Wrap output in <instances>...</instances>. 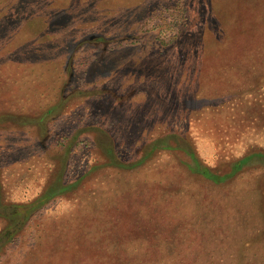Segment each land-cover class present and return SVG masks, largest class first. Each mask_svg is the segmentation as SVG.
<instances>
[{"label":"rangeland","instance_id":"374dc122","mask_svg":"<svg viewBox=\"0 0 264 264\" xmlns=\"http://www.w3.org/2000/svg\"><path fill=\"white\" fill-rule=\"evenodd\" d=\"M257 149L264 0H0V264H264Z\"/></svg>","mask_w":264,"mask_h":264},{"label":"trees","instance_id":"16d2710c","mask_svg":"<svg viewBox=\"0 0 264 264\" xmlns=\"http://www.w3.org/2000/svg\"><path fill=\"white\" fill-rule=\"evenodd\" d=\"M60 107H61L60 104L59 105L57 104L53 108H50L47 111L46 116L51 115L53 113L54 109H55V111H59L58 108H60ZM44 118L45 117H41L40 121H43ZM46 131H48V130H46ZM172 135L173 134L167 135V137H164L162 140H159V143L161 141V144H163L162 148H167V147L169 149L174 148V147H172V145L169 142V139L172 138ZM69 141H70V139H69ZM70 145L68 146V143H67L66 145H63L61 148L62 149L61 151L64 152V154H63L64 155V163H63L62 168H61L62 171L66 167L65 161H67L68 156H69ZM109 149H110L111 155L115 158L116 151L114 149H111V148H109ZM256 151H257V155L260 156L261 159H264V151L259 150V149H257ZM190 155L192 157H194L193 154H190ZM251 158H252L251 155L246 154L242 158L234 161L232 164V166H233L232 171L229 174H225L224 176H222L220 182L225 181L226 178L235 176L236 175L235 173H238L242 169V165L248 163V161H250L249 159H251ZM194 161L196 163V160H194ZM191 171L195 172V173H199V174H201L207 178H210V179L216 181L211 176L213 174V172H211V169H209L207 167H201L199 161H198L197 167H195V169H191ZM71 186H70V184L69 185L61 184V181H59V178H58V181L49 183L47 188L44 189L42 192H40V194L38 196H36L33 200L28 201L24 204L19 203V204H12L9 206L8 205L5 206V204L3 203L2 199H1V194H0V209L1 208L5 209L4 210L5 214L0 212V217L5 219V226H3L0 229V239L6 240L7 243L13 241L16 237L19 236L20 232L24 228L26 221L29 219V217L36 210L42 208L50 200H52L54 197H56V195H59V194L65 192ZM7 208H12V210L9 212L7 210ZM19 222L21 224L20 226H18Z\"/></svg>","mask_w":264,"mask_h":264}]
</instances>
